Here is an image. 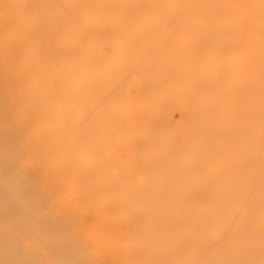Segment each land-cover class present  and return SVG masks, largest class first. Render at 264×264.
I'll use <instances>...</instances> for the list:
<instances>
[{"label": "bare ground", "instance_id": "bare-ground-1", "mask_svg": "<svg viewBox=\"0 0 264 264\" xmlns=\"http://www.w3.org/2000/svg\"><path fill=\"white\" fill-rule=\"evenodd\" d=\"M0 264H264V0H0Z\"/></svg>", "mask_w": 264, "mask_h": 264}]
</instances>
